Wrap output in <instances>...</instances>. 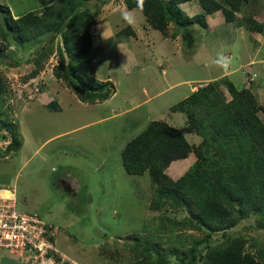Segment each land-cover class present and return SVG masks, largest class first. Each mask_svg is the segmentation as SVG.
Instances as JSON below:
<instances>
[{"label":"rangeland","instance_id":"obj_1","mask_svg":"<svg viewBox=\"0 0 264 264\" xmlns=\"http://www.w3.org/2000/svg\"><path fill=\"white\" fill-rule=\"evenodd\" d=\"M55 1L0 0V4L20 16L31 10L41 12ZM121 9L130 11L124 0H104L100 13L92 8L98 13L95 26L106 22L109 29L106 40L100 39L98 28L92 29L93 74L101 81H113L116 88L110 98L95 103L80 100L56 75L60 35L53 42L55 51L30 79L28 74L36 68L33 59L44 41L32 39L16 45L11 36L6 41L0 38V74L7 86L0 120L15 125L22 143L5 158L13 136L5 140L0 131V185L15 187L19 210L37 213L54 226L57 235L52 239L71 264H137L135 248L126 235L144 232L148 219V228L154 230L164 212L150 208L153 189L149 172L127 173L122 151L151 121L164 120L184 130L186 114L173 112L171 107L192 88L224 75L240 89L250 88L258 104L264 105V0H249L236 13L241 21L253 17L263 26L262 32L251 31L246 21L237 29L236 22L195 25L193 49L181 35L172 36L173 26L165 35L154 29L137 8L133 9L135 32L121 20ZM197 11L192 8L189 13L199 14ZM0 17L4 19L1 11ZM221 53L231 60L228 74L214 63ZM127 55L130 59L124 67ZM53 100L57 109L50 110L47 105ZM259 115L264 120V111ZM186 136L193 144L201 141L195 133L186 132ZM192 161L191 157L175 161L168 173L175 178ZM69 186L75 193L68 194ZM257 224L255 219H247L240 227L261 239L264 228ZM51 243L57 249L55 242ZM36 255L40 259L37 264H41ZM55 263L63 261L56 258ZM0 264H19V257L2 258L1 254Z\"/></svg>","mask_w":264,"mask_h":264},{"label":"trees","instance_id":"obj_2","mask_svg":"<svg viewBox=\"0 0 264 264\" xmlns=\"http://www.w3.org/2000/svg\"><path fill=\"white\" fill-rule=\"evenodd\" d=\"M124 1L128 9L137 8L135 0ZM189 1L193 0H145L143 11H139L164 35L173 26L172 36L181 35L190 49L195 45L192 28L207 27V16L216 11H222L225 22L240 25L246 21L251 31H263L253 17L237 19L236 13L249 0H196L202 12L195 15L181 7ZM91 2L56 0L41 12L31 10L20 16L0 4L4 13L0 38L6 41L11 36L16 45L32 39L44 41L33 59L36 68L28 74L30 79L55 51L53 42L60 35L56 75L80 100L95 103L110 98L116 88L113 81H101L93 74L92 29L104 0ZM6 87L0 74V115ZM47 107L57 109L56 100ZM171 110L186 114L184 130L164 120L151 121L122 151L127 173L149 172L153 189L150 208L164 212L154 230L148 228V219L144 232L126 235L135 248L137 264H264V237H253L240 227L247 219H255L259 228H264V120L259 115L264 105L258 104L250 88L240 89L224 75L191 91ZM0 131L4 132L1 138L13 136L7 151L22 147L12 122L0 120ZM186 132L199 135L201 141L193 144ZM189 157L193 161L173 178L168 173L172 163ZM179 211L184 214L178 215Z\"/></svg>","mask_w":264,"mask_h":264},{"label":"built area","instance_id":"obj_3","mask_svg":"<svg viewBox=\"0 0 264 264\" xmlns=\"http://www.w3.org/2000/svg\"><path fill=\"white\" fill-rule=\"evenodd\" d=\"M55 230L37 213L19 210L14 199L5 198L0 194V249L11 253H33L35 258L39 254L41 264L51 262L56 264L47 254L57 249L51 241Z\"/></svg>","mask_w":264,"mask_h":264},{"label":"clouds","instance_id":"obj_4","mask_svg":"<svg viewBox=\"0 0 264 264\" xmlns=\"http://www.w3.org/2000/svg\"><path fill=\"white\" fill-rule=\"evenodd\" d=\"M135 2H136L137 9L140 10V11H143L144 6H145V0H135ZM120 18L128 26H133V27L135 26V23H136L135 10L128 11V10L121 9V11H120ZM97 28L99 30V37H100V39L101 40H106L107 37H108V32H109V29L107 27L106 22L103 23V24L98 25ZM129 59L130 58L128 56V62H127V64L124 67H126L128 65ZM214 63L217 64L218 66H220L221 68H223L225 71H227L228 68H229V66H230V64H231V60L228 57H226L225 55H223L221 53V54L218 55V58L214 61ZM7 147H8V145H7ZM6 150H7V148H6ZM10 153L11 152H8L5 155V158ZM73 193H74V187H72V190L68 191V194H73ZM0 194L2 196H4L5 198H7V199L8 198L14 199L16 201V203H17V206H18V202H17V199H16L15 187H10V186L5 187V185L4 186H1L0 185ZM29 213H31V212H29ZM53 228H54V226H53ZM54 230H55V235L52 238H56V235H57L56 234L57 233V230L55 228H54ZM53 241L55 242V246H56V240H53ZM56 248H57V246H56ZM0 252H1L0 254H2V258H4V257H11V256H18L19 257V264H26V262H30V260H32L33 264H37L39 262V260H40L39 257L38 258H35L33 253H30V256L29 257H25V254L26 253H24V254L21 255L19 253H11L8 250H1V249H0ZM4 252H7L9 254V256L8 255L7 256H3V254H5ZM47 257H52L55 261H56V258H58L59 260H62L63 261V264H71L70 261H72L69 258H67L66 256L62 255L58 248H57L56 251L51 250L47 254ZM25 258L27 259V261H25L26 260ZM46 264H51V262H47Z\"/></svg>","mask_w":264,"mask_h":264},{"label":"crops","instance_id":"obj_5","mask_svg":"<svg viewBox=\"0 0 264 264\" xmlns=\"http://www.w3.org/2000/svg\"><path fill=\"white\" fill-rule=\"evenodd\" d=\"M194 1H196V0H193V1H189V2H185V3H183L182 5H181V7H182V9L184 10V8H186V10H184L185 12H188V14H191V13H189V12H191V10H192V8H196V9H198V11H197V13H200V12H202V8H201V6L199 5H197ZM197 5V6H196ZM183 6H185V7H183ZM130 11H132L133 9H129ZM238 13V12H237ZM136 15V14H135ZM191 15H194V14H191ZM146 19V18H145ZM207 21H208V24H211V27L213 26V25H215V24H224L225 23V18H224V15H223V13H222V11H216V12H214L213 14H210V15H208L207 16ZM229 23V22H228ZM233 23H235V22H233ZM237 23V25L235 26V29H237V28H239L240 27V25H239V23L238 22H236ZM95 29L97 28L96 26L94 27ZM131 28L135 31V32H137L136 31V29H135V27H133V26H131ZM253 33H255V32H253ZM93 35L95 36V34L93 33ZM93 36V37H94ZM94 43H95V40H94V38H93V47H94ZM250 63V62H249ZM230 71H232V70H229V71H227V72H224V73H230ZM232 74V73H231ZM218 77V76H217ZM194 89L192 88V90L191 91H193ZM1 255V254H0Z\"/></svg>","mask_w":264,"mask_h":264},{"label":"flooded vegetation","instance_id":"obj_6","mask_svg":"<svg viewBox=\"0 0 264 264\" xmlns=\"http://www.w3.org/2000/svg\"><path fill=\"white\" fill-rule=\"evenodd\" d=\"M66 190L70 191V190H72V187L69 186L68 188H66Z\"/></svg>","mask_w":264,"mask_h":264},{"label":"water","instance_id":"obj_7","mask_svg":"<svg viewBox=\"0 0 264 264\" xmlns=\"http://www.w3.org/2000/svg\"><path fill=\"white\" fill-rule=\"evenodd\" d=\"M75 193V192H74Z\"/></svg>","mask_w":264,"mask_h":264}]
</instances>
